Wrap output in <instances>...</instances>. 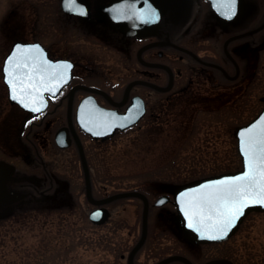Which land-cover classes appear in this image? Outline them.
<instances>
[{"label":"flooded vegetation","instance_id":"obj_1","mask_svg":"<svg viewBox=\"0 0 264 264\" xmlns=\"http://www.w3.org/2000/svg\"><path fill=\"white\" fill-rule=\"evenodd\" d=\"M112 1L76 0L86 13L80 15L64 0H22L15 5L21 4L24 12L11 5L1 14L0 24L24 30L28 22L32 34L11 42L1 58L5 97L0 127L5 130L0 160L9 167L5 192L34 199L55 194L85 197L89 223L99 231L74 236V264H264L237 246L245 219L224 239L197 241L182 227L175 198L184 185L98 188L91 165L94 154L108 148L110 140L132 132L140 138L157 130L163 115L169 117L179 104L202 106L210 123L219 119L220 109H233L239 100L256 97L263 102L258 113L264 106V0H235L234 9L221 7L231 0H125L113 13L102 12ZM18 41L30 44L16 46ZM64 65L70 67H60ZM34 66H47L46 72H32L38 90L23 75ZM53 72L57 77L50 79ZM21 80L27 85L21 86L23 93L15 89L18 96L43 99L35 106L39 111L10 100L11 86ZM16 107L21 118L17 141L12 137ZM80 144L90 169L92 196L141 192L147 199L146 225V204L140 196L102 204L87 200ZM74 163L80 164V172L64 169ZM223 172L228 171L198 177ZM78 180L83 181L80 187ZM93 212L107 218L97 222L90 217ZM79 242L86 247L81 253Z\"/></svg>","mask_w":264,"mask_h":264},{"label":"rangeland","instance_id":"obj_2","mask_svg":"<svg viewBox=\"0 0 264 264\" xmlns=\"http://www.w3.org/2000/svg\"><path fill=\"white\" fill-rule=\"evenodd\" d=\"M19 1L22 0H0V22L3 23L1 14L11 5L16 8L20 6L16 12H24L21 4L15 5ZM17 21L21 23V19ZM31 36L28 22L24 30L15 26L14 29H8L7 23L0 24V64L11 42ZM3 87L0 79V107L1 99L5 97ZM242 100L233 109L222 108L218 111L219 119H211L217 124L216 127L214 122H208L210 115H205L202 106L186 107L179 104L169 117L166 113L163 115L157 130L146 131L140 138L132 132L123 134L120 139L110 140L108 148L99 150L100 154L95 153L91 161L97 187L103 185L111 190L132 187L176 188L195 182L212 171L240 168L235 130L253 117L263 103L256 97ZM19 113L16 107V129L12 133L16 141L21 121ZM206 123L210 126L205 128L203 125ZM4 128L0 127V138ZM15 148H19L17 144ZM64 169L82 170L79 163H74V167L65 166ZM76 183L79 185L76 187H80L83 181L78 180ZM67 197L72 198L73 206L63 203L62 200ZM84 199L81 194H55L45 197L48 203L36 207L16 203L1 208L0 219L15 211L21 214L17 219L13 217L0 221V264H74V236L85 237L92 231L97 235L99 231L98 227L93 228L89 223ZM49 201H57V208L49 210L53 207ZM239 233L243 236V240L237 242L239 249L244 253L250 252L255 260L264 263V212H251L243 221ZM79 245L81 253L86 248L85 243L79 242ZM94 245L100 249L98 242ZM83 254L86 257L87 252Z\"/></svg>","mask_w":264,"mask_h":264},{"label":"snow or ice","instance_id":"obj_3","mask_svg":"<svg viewBox=\"0 0 264 264\" xmlns=\"http://www.w3.org/2000/svg\"><path fill=\"white\" fill-rule=\"evenodd\" d=\"M66 2L70 10L75 8L78 14H86L83 8L77 7L76 0H66ZM234 6L235 0L221 5L229 9H234ZM152 16L155 18L156 14L153 12ZM60 67L68 68L70 65ZM46 71L47 66H34L32 71L25 72L23 75L28 78L30 86L34 87L32 72ZM56 77L57 73L53 72L50 79ZM59 79H63L62 73L59 74ZM21 83H23L22 80ZM41 83H43V77H41ZM34 90L38 89L34 87ZM20 91L23 93L25 89L21 87ZM13 99H20L23 103L22 96L13 95ZM24 106L28 107V104ZM33 110L39 111L40 109L34 108ZM241 135L244 137L241 150L245 156L246 171L242 175L205 185L204 188L197 190L193 199H187L193 194H184V198L187 199L185 214L189 218L188 226L197 231L203 229L217 233L209 235L207 237L209 239H219L227 235L235 221L243 215L246 207L254 204L264 205V122L260 125H253ZM201 234L203 235L204 232L201 231Z\"/></svg>","mask_w":264,"mask_h":264},{"label":"water","instance_id":"obj_4","mask_svg":"<svg viewBox=\"0 0 264 264\" xmlns=\"http://www.w3.org/2000/svg\"><path fill=\"white\" fill-rule=\"evenodd\" d=\"M125 0H113L110 4L103 6V8L101 9L102 12L105 13H113L115 11L116 6L119 5L120 2H123ZM66 2V0H64V3ZM213 6L215 9H217V4L213 3ZM23 44L22 42H18V45ZM10 56L7 57V59L5 60V64H4V72H5V79L7 81L8 75H7V68H8V62H9ZM15 87L11 86L10 89V93H9V97L10 100L12 102H17L19 103L21 106H23L24 108L27 109H33L35 108V106H37L39 103L43 102V99H29V98H23V103L20 102V99H13V95L18 96V92L17 90H15L16 88L20 91L21 86H26L27 83H20V82H15L14 83ZM19 97V96H18ZM28 104V107H25L24 105ZM39 108V107H38ZM262 122H264V107L261 110V112L255 116L250 122H248L247 124L240 126L237 129L236 135H237V139H238V151L239 154L241 156L242 159V167L234 172H226V173H222L220 175L217 176H213V177H208L205 179H202L194 184H190L187 186H184L183 188L179 189L177 191V193L175 194V198H176V202L178 204V210L181 216V220H182V227L189 231L194 238L197 241L200 242H210V241H217V240H221L224 239L228 236H230L232 233H234L236 231V229L238 228L240 222L245 218V216L251 212V211H264V205H259V204H254L251 205L249 207H246L243 210V215H241L236 221L234 226L230 229V231L227 232V235L222 236V238L219 239H209L207 238L209 235H216L217 233H214L212 231H204L203 229L201 231L204 232V234H201V231H197L195 228L189 227V218L188 216H186L185 214V208H186V203H187V199H193L195 194L197 193V190L204 188L205 185H210V184H215L218 181L221 180H225V179H229L235 176H239L242 175L245 171H246V165H245V156L242 153L241 147H242V140L244 139V137L241 135L242 133L246 132L247 129H249L250 127H252L253 125H260ZM80 148H81V156H82V161L84 164V170H85V174H86V188H87V197L88 199L96 204H102L105 202H108L110 200L119 198V197H123V196H140L142 198H144L145 200V204H146V209H145V219H144V223L146 225V214H147V199L146 197L138 191H127V192H120V193H116L113 195H110L108 197L102 198V199H96L92 196L91 193V181H90V174H89V167L84 155V151L83 148L80 144ZM9 176V167L8 164L3 161L0 160V208L7 206L11 203H13L16 199L15 196L13 195H9L5 192L4 187H3V182L4 180ZM185 193H190L193 194V196L188 197L187 199L184 198V194ZM97 213L93 212L91 213L90 217L91 219L97 221V222H102L107 218V215H105V213H102L101 216L96 217Z\"/></svg>","mask_w":264,"mask_h":264},{"label":"trees","instance_id":"obj_5","mask_svg":"<svg viewBox=\"0 0 264 264\" xmlns=\"http://www.w3.org/2000/svg\"><path fill=\"white\" fill-rule=\"evenodd\" d=\"M65 198V197H64ZM45 199V198H44ZM43 198H36V199H34V198H31L30 196H22V198L20 199V201H18L17 203L18 204H26L27 206H31V207H36V206H38V205H43L44 203H48V201H45ZM72 198L71 197H67L66 199H63L62 201H63V203H65V204H68L69 205V207H70V205L71 206H73L74 205V201H73V203H72V200H71ZM61 201V202H62ZM57 201H54V202H51V201H49V203H50V205H52L53 207L51 208V209H49V210H53V208H57V203H56ZM64 204V205H65ZM58 208H61V207H58ZM25 212H28V211H23L22 213H25ZM20 214H21V212H14L13 214H10V215H6V216H3V217H1V219H0V221L1 220H7V219H9V218H16L17 219V217H19L20 216Z\"/></svg>","mask_w":264,"mask_h":264}]
</instances>
